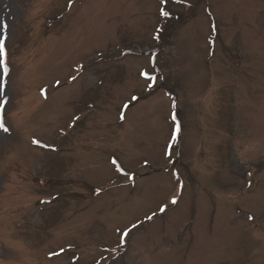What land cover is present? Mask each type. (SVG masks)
<instances>
[{"label": "rangeland", "instance_id": "obj_1", "mask_svg": "<svg viewBox=\"0 0 264 264\" xmlns=\"http://www.w3.org/2000/svg\"><path fill=\"white\" fill-rule=\"evenodd\" d=\"M0 39V264H264V0H0Z\"/></svg>", "mask_w": 264, "mask_h": 264}, {"label": "snow or ice", "instance_id": "obj_2", "mask_svg": "<svg viewBox=\"0 0 264 264\" xmlns=\"http://www.w3.org/2000/svg\"><path fill=\"white\" fill-rule=\"evenodd\" d=\"M72 2H73V0H69V3H70V4H71ZM162 14L165 15V16L169 15V13L166 12V11H163ZM2 27H5V28H6L7 25H3ZM4 52H5V49H4V40H3V39H0V65L3 64V56H4ZM80 67L82 68L83 66H80ZM7 72H8V70H7V68L5 67V68H4V75H7ZM143 75H145V76H146L147 78H149V79H154L153 77H149L147 73H143ZM71 79H72V80H75V79H77V77H76V76H73V77H71ZM55 83H56V85H59V84H60V81L57 80ZM149 86L151 87V85H149ZM3 87H4L3 83L0 82V89H2ZM41 93H42V95L44 96V98L47 99V95H48L47 89H41ZM132 100H133V101L138 100V97H132ZM7 103H8V98H7V96H6V95H5V96H0V130H2V131L5 132V133L9 132V128L6 126V122H5V120L3 119V116H2V110L4 109V106H5ZM128 107H129L128 104H125V105H124V108H125V109H127ZM121 118H122V119L124 118L123 115L121 116ZM174 119H175V117H174ZM179 131H180V126H179V124H177V126H176V133H178ZM174 138H175V134H174ZM32 142H33L34 144H40V143H41L39 140H36V139H33ZM45 146H46V145H45ZM121 171H122V169H121ZM249 175H250V174H249ZM249 186H251V185L249 184ZM175 202H176V200H175V198H173L172 203H175ZM160 210H161V211H164V208H161ZM148 219H151V217H148ZM249 219H252V217L249 216ZM133 227H136V225H133ZM129 231H130V230H126V231L123 232L122 237H121L122 241L124 240L125 237L128 236ZM61 251H63V249H61ZM51 255H58V253H52Z\"/></svg>", "mask_w": 264, "mask_h": 264}, {"label": "bare ground", "instance_id": "obj_3", "mask_svg": "<svg viewBox=\"0 0 264 264\" xmlns=\"http://www.w3.org/2000/svg\"><path fill=\"white\" fill-rule=\"evenodd\" d=\"M10 101V100H9ZM9 105V102L7 103V106Z\"/></svg>", "mask_w": 264, "mask_h": 264}]
</instances>
